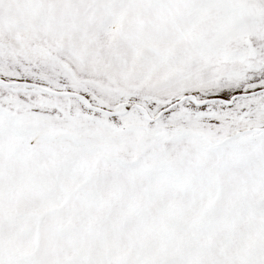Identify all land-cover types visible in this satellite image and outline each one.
Returning <instances> with one entry per match:
<instances>
[{"label":"snow or ice","instance_id":"snow-or-ice-1","mask_svg":"<svg viewBox=\"0 0 264 264\" xmlns=\"http://www.w3.org/2000/svg\"><path fill=\"white\" fill-rule=\"evenodd\" d=\"M0 264H264V0H0Z\"/></svg>","mask_w":264,"mask_h":264}]
</instances>
